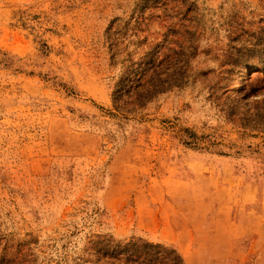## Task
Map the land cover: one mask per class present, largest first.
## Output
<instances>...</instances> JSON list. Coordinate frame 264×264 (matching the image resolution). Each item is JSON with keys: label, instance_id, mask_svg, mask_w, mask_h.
<instances>
[{"label": "rangeland", "instance_id": "obj_1", "mask_svg": "<svg viewBox=\"0 0 264 264\" xmlns=\"http://www.w3.org/2000/svg\"><path fill=\"white\" fill-rule=\"evenodd\" d=\"M105 240L264 264V0H0V264Z\"/></svg>", "mask_w": 264, "mask_h": 264}, {"label": "trees", "instance_id": "obj_2", "mask_svg": "<svg viewBox=\"0 0 264 264\" xmlns=\"http://www.w3.org/2000/svg\"><path fill=\"white\" fill-rule=\"evenodd\" d=\"M142 14L139 15V20L142 21ZM156 52L152 54L143 53L135 61L132 60V97H135V105L141 106L144 104V99L150 98L156 91H159L162 88V81L157 78H153L158 75L159 70L156 69V64L162 63L164 59H158L155 61ZM151 55V56H150ZM156 62V63H155ZM141 91H138V90ZM125 94L129 95V90L125 89ZM122 92L117 86L112 93V100L116 109L120 108L122 103ZM120 102V103H119ZM98 243V244H97ZM102 242H94L93 245L101 244ZM103 247H99L97 250V255L108 256V258L114 260L115 264H183L181 256L174 250L171 249L167 255H164L160 252H164L163 248L157 244L144 243V245L139 246L133 242L131 249L122 247L121 244H113L112 240H105L103 242ZM146 247V249H142ZM150 249L152 250H149ZM148 248V250H147ZM153 251V249H156Z\"/></svg>", "mask_w": 264, "mask_h": 264}]
</instances>
